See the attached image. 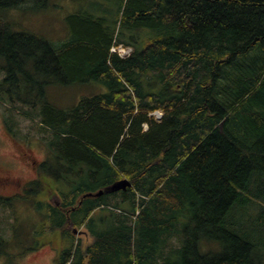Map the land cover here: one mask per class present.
I'll use <instances>...</instances> for the list:
<instances>
[{"label":"trees","instance_id":"1","mask_svg":"<svg viewBox=\"0 0 264 264\" xmlns=\"http://www.w3.org/2000/svg\"><path fill=\"white\" fill-rule=\"evenodd\" d=\"M51 1L0 0V113L13 136L32 120L36 176L67 190L36 177L0 193V243L16 245L4 237L14 201L45 190L61 203L37 213L70 240L55 264H264V0H109L111 27L82 11L96 0H76L57 46L13 30L8 11ZM118 45L131 55L111 54ZM92 84L72 107L49 100ZM124 178L125 191L94 196Z\"/></svg>","mask_w":264,"mask_h":264},{"label":"rangeland","instance_id":"2","mask_svg":"<svg viewBox=\"0 0 264 264\" xmlns=\"http://www.w3.org/2000/svg\"><path fill=\"white\" fill-rule=\"evenodd\" d=\"M96 3L82 11H90L93 15V21L97 19L101 23L104 19L108 27L113 26L117 17L115 11L117 4L109 0H96ZM22 8V10L8 11L6 14L7 19L9 18L13 24V30L31 31L49 39L55 46L60 44L59 42L66 34L68 36L73 35L71 21H68V16L72 11L80 10L79 1L76 0H52L49 7H34L33 4L26 3ZM109 52L115 54L111 48ZM131 53L132 51L129 56ZM96 86L93 84L76 85L61 88L59 91L52 90L49 92L48 97L57 107L69 108L76 105L81 97L88 95L91 89ZM9 105L7 98L0 101V106L9 107ZM31 121L27 118H19V121L13 127L16 134L13 136L6 130L2 121V113H0V171L7 177L5 183L0 181V193H8L10 197L12 194L25 192L24 186L37 177V165L45 157L41 143H37L39 136L33 135L31 129L28 128ZM26 135L33 136V139L30 138V141H28L30 143L25 141L27 140ZM34 136H38V138ZM41 178L46 183V189L60 188L63 191L67 190V186L58 180L45 178L44 176L37 177V180H41ZM33 187L35 186L31 185L29 188ZM28 192L32 194L31 189H28ZM45 192V190H41L32 197V200H30L31 198L27 201L22 200L23 203L19 200L14 201V203L17 202L11 221L14 229H7L4 237H7L8 241L14 242L16 245L9 247L0 243V264H55L59 256V249L68 248L70 245L68 237L61 230L57 228L46 230L47 226L50 225V221L37 213L40 211L37 203L47 200L48 194H50V192L48 194H45ZM27 212H34L32 218L28 216L29 213ZM5 215L0 211V224L4 222ZM78 230H80V233L75 235L76 238L81 241L82 246H87L92 240L84 229ZM36 242L38 247H34ZM167 247H169L168 243ZM12 256L14 257L12 258Z\"/></svg>","mask_w":264,"mask_h":264},{"label":"water","instance_id":"3","mask_svg":"<svg viewBox=\"0 0 264 264\" xmlns=\"http://www.w3.org/2000/svg\"><path fill=\"white\" fill-rule=\"evenodd\" d=\"M128 187H130V182L124 178V179H121L119 181H116L115 183H113L111 186L105 188L104 190L98 191V193L95 194L94 196H100L103 193L109 194V193H116L119 191H125ZM88 196H91V194H89ZM49 201H50V204L54 207L59 206L61 203L60 198L56 194L50 195Z\"/></svg>","mask_w":264,"mask_h":264},{"label":"built area","instance_id":"4","mask_svg":"<svg viewBox=\"0 0 264 264\" xmlns=\"http://www.w3.org/2000/svg\"><path fill=\"white\" fill-rule=\"evenodd\" d=\"M112 51L115 54H117L119 57H121V58H125V57L129 56V54H130V49L124 48L121 45H118L116 47H113L112 48Z\"/></svg>","mask_w":264,"mask_h":264},{"label":"bare ground","instance_id":"5","mask_svg":"<svg viewBox=\"0 0 264 264\" xmlns=\"http://www.w3.org/2000/svg\"><path fill=\"white\" fill-rule=\"evenodd\" d=\"M132 51V49H130V52ZM161 115H162V113H161V111H155V112H153V113H151L150 114V116H152L156 121L158 120V118H161ZM151 117V118H152ZM98 193V192H97ZM97 193H95V194H97ZM94 194V195H95ZM101 196V195H100Z\"/></svg>","mask_w":264,"mask_h":264},{"label":"flooded vegetation","instance_id":"6","mask_svg":"<svg viewBox=\"0 0 264 264\" xmlns=\"http://www.w3.org/2000/svg\"><path fill=\"white\" fill-rule=\"evenodd\" d=\"M6 179H7V177L2 178V179L0 178V181L2 180L1 182H2V183H5V182L7 181Z\"/></svg>","mask_w":264,"mask_h":264},{"label":"crops","instance_id":"7","mask_svg":"<svg viewBox=\"0 0 264 264\" xmlns=\"http://www.w3.org/2000/svg\"><path fill=\"white\" fill-rule=\"evenodd\" d=\"M92 239H93V237H92Z\"/></svg>","mask_w":264,"mask_h":264}]
</instances>
